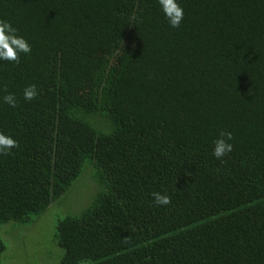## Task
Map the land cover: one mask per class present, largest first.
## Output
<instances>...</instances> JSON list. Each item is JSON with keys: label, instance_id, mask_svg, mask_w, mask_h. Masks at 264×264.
Masks as SVG:
<instances>
[{"label": "trees", "instance_id": "trees-1", "mask_svg": "<svg viewBox=\"0 0 264 264\" xmlns=\"http://www.w3.org/2000/svg\"><path fill=\"white\" fill-rule=\"evenodd\" d=\"M176 2L178 28L158 0H0L31 46L0 60V132L19 144L0 155V234L93 184L46 264H264V0Z\"/></svg>", "mask_w": 264, "mask_h": 264}, {"label": "clouds", "instance_id": "clouds-1", "mask_svg": "<svg viewBox=\"0 0 264 264\" xmlns=\"http://www.w3.org/2000/svg\"><path fill=\"white\" fill-rule=\"evenodd\" d=\"M161 10L163 11L169 25L172 28H178L184 18L183 8L176 2V0H158ZM28 55L31 53V46L21 36L17 35V29L14 28L9 22L0 20V60L9 62L20 63V54ZM4 92H8L5 87ZM38 96L36 85L30 84L23 90V97L25 101H32ZM3 101L10 107H17V99L14 94L8 93L3 96ZM233 139L232 133L221 130L218 138L213 142L214 148L212 155L216 159H222L230 154L233 150V145L229 143ZM19 147V144L11 136L5 135L0 132V155H9L11 149ZM153 202L157 206H166L171 203V198L166 194L153 192ZM130 237L123 239V243L130 242ZM76 264H93L88 258H82Z\"/></svg>", "mask_w": 264, "mask_h": 264}, {"label": "rangeland", "instance_id": "rangeland-1", "mask_svg": "<svg viewBox=\"0 0 264 264\" xmlns=\"http://www.w3.org/2000/svg\"><path fill=\"white\" fill-rule=\"evenodd\" d=\"M88 185L93 184L88 178H81L74 190L54 204L36 226L29 229L30 231H16L12 237H4V233L0 234L8 247L2 264H46L47 261L43 258L51 254V249L47 246L55 248L52 241L58 220L67 215H79L87 207L91 198ZM92 190L95 191V187ZM44 249L49 250L39 260L35 254ZM54 262V260L50 261V263Z\"/></svg>", "mask_w": 264, "mask_h": 264}]
</instances>
